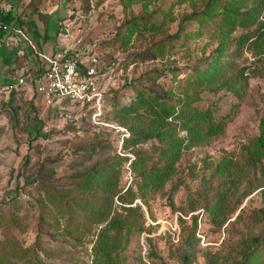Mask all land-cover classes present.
Masks as SVG:
<instances>
[{
  "label": "rangeland",
  "instance_id": "rangeland-1",
  "mask_svg": "<svg viewBox=\"0 0 264 264\" xmlns=\"http://www.w3.org/2000/svg\"><path fill=\"white\" fill-rule=\"evenodd\" d=\"M0 1L34 23L39 41L25 27L38 49L87 50L99 55L104 71L114 68V107L128 103L137 89L151 88L177 109L178 99L191 101L227 121L221 134L180 150L176 171L162 188L139 190L131 164L137 153L149 165L161 164L174 141L187 137L181 121L158 124L144 110L117 116L113 122L130 131L128 138L133 125L162 130V137L124 149L116 129L99 131L89 122L73 125L46 113L31 77L2 92L4 83L29 68L34 75L40 65L31 49L19 54L0 47V257L15 264H93L92 247L106 223L92 222L83 211L66 215L57 200L78 194L75 179L98 166L120 172V194L128 199L122 203L116 196L111 212L128 221L119 264H184L185 254L188 264H240L236 253L264 235V159L255 163L251 157L264 113V0L236 6L250 12L248 21L228 30H203L187 19L210 0H138L130 6L121 0ZM148 17L162 24L160 30L136 32L127 43L126 23ZM181 27L194 34L177 37ZM162 41L168 49L158 46ZM220 50L228 64L209 85L185 80ZM240 86L242 97L234 90ZM136 204L140 209L132 212L121 206ZM13 247L28 249V256L14 258Z\"/></svg>",
  "mask_w": 264,
  "mask_h": 264
},
{
  "label": "trees",
  "instance_id": "trees-1",
  "mask_svg": "<svg viewBox=\"0 0 264 264\" xmlns=\"http://www.w3.org/2000/svg\"><path fill=\"white\" fill-rule=\"evenodd\" d=\"M137 1L138 0H121V2L127 6H130ZM244 1L245 0H210L203 10L191 14L187 17V19L198 21L199 27L203 30L208 25H214L220 29L226 30L234 28L238 25H244L248 21L247 16L250 12L248 11L245 13L235 9L236 6L244 3ZM5 19L8 22H16L24 28H26V24H29L33 38L39 41L42 37L34 23L32 21H25V19H23L20 15H15L12 12ZM161 26L162 24H157L151 17L135 18L127 22L125 25L127 29L125 33H128L129 35V37H125L126 42L128 43L136 32H143L145 30L157 32L160 30ZM182 31L183 28H179L177 37H190L194 34L191 32L188 33L185 30L182 34ZM2 35L3 32L0 31V37ZM43 38L46 42L48 40V35L45 34ZM158 46H160L161 49H168L166 41H162L158 44ZM12 48L19 54H24L25 50L29 52L31 49L30 47L21 44L19 46H13ZM39 50L47 52L42 48ZM223 52L224 51L220 50L219 54L215 55L212 59H208L204 66H196L193 73L191 75H187L185 80L195 87L205 84L209 85L214 77L217 76L228 64V62H222ZM29 53L34 54L33 56L37 58L40 66L36 70V73L34 72V75L30 73V68L28 69L29 71L27 74H23L27 76H35L42 73L44 70L43 62L39 56L32 51V49ZM48 53L55 54L53 52ZM159 76H161V74L158 73L156 78ZM174 79H177V77L174 76ZM238 82L240 81H235L237 84ZM243 87L244 86H240L234 89L240 97L244 94L242 91ZM114 97V91L110 87V89L105 93L104 101V119L106 120L113 122L117 116L125 119L131 114L144 110L150 114L158 124L163 121H167L168 119H172L176 122L181 121L183 129L187 130V137L177 138L174 141L170 149L171 154L166 156L161 164L149 165L146 155H140V153H137V157L131 164L132 169L137 176L134 182L139 190L152 191L162 188L165 183L172 178L176 171V163L180 157V150L183 148H190L195 146L199 141L207 140L213 136L221 134L225 130L227 124L225 117L216 115L215 110L211 107L199 108L194 106L191 101L178 99L180 108L177 109V105L171 103L166 94L162 95L151 88L137 89L135 95L130 98V101L120 107H114ZM45 111L46 113H49L50 115L52 114L56 117L50 110ZM86 122L89 121L85 118L81 123ZM70 123L73 125L81 124L80 122ZM90 124L99 131H114V129L108 127H97L92 123ZM123 124L126 123L123 122ZM130 128L133 131V137L124 140V149H126L129 144L137 145L139 143L147 142L151 138H154V136L162 137V130L153 131L150 127L136 128L134 125L130 126ZM259 130V136L251 153V157L255 163L264 159V113L260 120ZM117 132L121 134L120 131ZM126 159L128 158L126 157ZM74 185L79 191L78 194L73 195L71 199L68 197L66 199L62 197L58 198L57 201L61 207V211H63L66 215L69 213L72 217L79 211H83L92 220V222H105L106 224L99 230L92 247L93 264H119L121 257L117 252L124 245L126 229L128 227V221L125 218L121 217L119 214H115V216L111 215L116 196H118V200L122 203H125V201L128 200L127 197L120 194L122 191L120 172L96 166L76 178ZM127 191L133 195L134 198L135 191L133 186L130 185ZM133 198L130 199L131 202L129 203H132ZM121 206L126 211L130 212L140 209L138 204L135 206ZM220 210L224 209L221 207ZM253 242L255 245L253 247L250 246L248 251L236 253L242 258L240 264H264V235L253 238ZM12 250L13 257L18 259H23L29 254L28 249L19 250L13 247ZM189 258L190 255L185 254L184 264H188ZM208 262L209 264H216L213 259H209ZM0 264H15V262L7 257H0Z\"/></svg>",
  "mask_w": 264,
  "mask_h": 264
},
{
  "label": "built area",
  "instance_id": "built-area-1",
  "mask_svg": "<svg viewBox=\"0 0 264 264\" xmlns=\"http://www.w3.org/2000/svg\"><path fill=\"white\" fill-rule=\"evenodd\" d=\"M11 13V4L0 1V47H30L43 62L44 70L35 76L21 74L4 83L1 91L10 93L31 77L45 110L65 121L81 123L86 118L97 127L116 129L122 133L123 144L130 131L104 119L105 93L113 84L115 69L103 71L99 55L87 50L68 49L55 54L40 51L26 28L5 19Z\"/></svg>",
  "mask_w": 264,
  "mask_h": 264
}]
</instances>
